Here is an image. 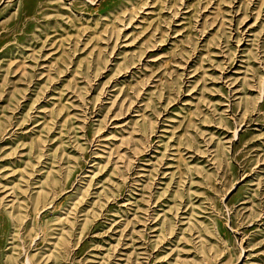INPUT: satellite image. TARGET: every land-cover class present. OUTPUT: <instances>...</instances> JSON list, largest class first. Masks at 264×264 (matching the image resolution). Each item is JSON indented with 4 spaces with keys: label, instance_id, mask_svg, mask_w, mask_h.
I'll use <instances>...</instances> for the list:
<instances>
[{
    "label": "rangeland",
    "instance_id": "rangeland-1",
    "mask_svg": "<svg viewBox=\"0 0 264 264\" xmlns=\"http://www.w3.org/2000/svg\"><path fill=\"white\" fill-rule=\"evenodd\" d=\"M0 264H264V0H0Z\"/></svg>",
    "mask_w": 264,
    "mask_h": 264
}]
</instances>
